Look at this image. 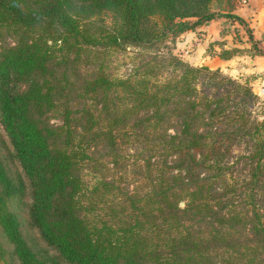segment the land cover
<instances>
[{
	"label": "trees",
	"instance_id": "obj_1",
	"mask_svg": "<svg viewBox=\"0 0 264 264\" xmlns=\"http://www.w3.org/2000/svg\"><path fill=\"white\" fill-rule=\"evenodd\" d=\"M234 6L0 0L5 263L264 264V105L169 48Z\"/></svg>",
	"mask_w": 264,
	"mask_h": 264
},
{
	"label": "crops",
	"instance_id": "obj_2",
	"mask_svg": "<svg viewBox=\"0 0 264 264\" xmlns=\"http://www.w3.org/2000/svg\"><path fill=\"white\" fill-rule=\"evenodd\" d=\"M235 13L240 15L245 23L228 17H215L209 22L201 24L196 28L200 31V34L195 36L196 38V50L204 49L205 42L213 41L217 38H229L231 41L225 42L227 47L236 45L238 47H249L250 41H247L248 32L247 28L251 30V33L260 46L264 48V0H245V2L237 3L234 10ZM245 33V35H244ZM193 29L182 32L181 36H192ZM237 34L243 39V44L236 43L234 36ZM234 40V42H233ZM214 47L213 51L220 48L218 42L212 43ZM215 51V52H216ZM202 55V51L200 52ZM192 60L191 58H188ZM229 58H222L218 54H213L209 60L213 63H217L220 67H223L224 61ZM203 61L207 63L206 58ZM253 65L245 67L246 72L254 71L256 75H260L264 71V54L254 53L249 60Z\"/></svg>",
	"mask_w": 264,
	"mask_h": 264
},
{
	"label": "rangeland",
	"instance_id": "obj_3",
	"mask_svg": "<svg viewBox=\"0 0 264 264\" xmlns=\"http://www.w3.org/2000/svg\"><path fill=\"white\" fill-rule=\"evenodd\" d=\"M243 2L242 0H235V6L237 3ZM234 6V8H235ZM104 19L107 22L111 21V17L109 14H104ZM189 31V30H188ZM200 31L193 29L192 36H181L178 35L174 41L169 42V48L172 52L178 54L183 58L184 60L189 61L192 64H206L203 59L206 58L207 65L216 68L219 67L224 73H227L228 75L244 82L246 81L248 85L251 86L253 92H255L259 99H261L263 105H264V92L259 93L260 88L264 86V71L261 72L260 75H256L254 71H248L246 72L245 67L253 65L251 61V57L254 54V50L244 49L242 47H239L237 50H234V53L229 57L228 60L224 61L223 67L221 68L220 65L217 63H213V61L209 60L212 58V55L215 54L213 51L214 47L212 46V43L218 41V45H220L221 49L222 46L227 47L225 42L231 41L229 38H217L213 41L205 42L204 49L197 51L196 50V38L195 36L199 35ZM245 35V33H244ZM249 37V36H248ZM233 39H235L236 43L243 44V39L237 34V36H234ZM247 41H249V38H247ZM234 42V40H233ZM250 43V42H249ZM168 45V44H167ZM234 47H238L236 45H233ZM231 47V46H230ZM244 47V46H243ZM249 50V51H248ZM202 51V55L201 52ZM188 58H191L192 60H189ZM52 122H59L58 118H52ZM15 166L19 168L16 164ZM14 168V165H12ZM21 213L24 217H26V211L21 209ZM24 233L25 235L30 239V241L35 242H41L42 241L38 238V234L34 228H32L27 221H25L24 224ZM32 237V238H31ZM6 247H8L7 244H5ZM0 264H7L4 262V260L0 257ZM17 264V263H13Z\"/></svg>",
	"mask_w": 264,
	"mask_h": 264
},
{
	"label": "built area",
	"instance_id": "obj_4",
	"mask_svg": "<svg viewBox=\"0 0 264 264\" xmlns=\"http://www.w3.org/2000/svg\"><path fill=\"white\" fill-rule=\"evenodd\" d=\"M243 2H245V0H242ZM263 93L264 92V86L262 87V88H260V91H259V93Z\"/></svg>",
	"mask_w": 264,
	"mask_h": 264
}]
</instances>
